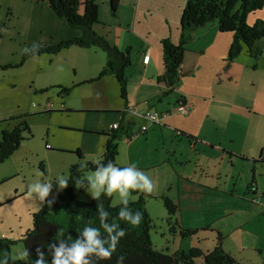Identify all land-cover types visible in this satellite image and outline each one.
Returning a JSON list of instances; mask_svg holds the SVG:
<instances>
[{
  "label": "rangeland",
  "instance_id": "obj_1",
  "mask_svg": "<svg viewBox=\"0 0 264 264\" xmlns=\"http://www.w3.org/2000/svg\"><path fill=\"white\" fill-rule=\"evenodd\" d=\"M94 1L99 22L104 24L99 32L103 29L117 47L130 46L133 51H141L155 45L157 36L165 34L167 28L170 41L178 43L185 0H119L114 14L110 0ZM17 12L15 25L21 28L30 7L19 6ZM11 17L0 36V121L26 116L31 136L0 164V238L18 239L32 228V216L42 206L28 195L27 186L35 180L67 177L69 168L79 161L74 153L78 149L87 158L82 140L92 132L85 127L83 110L118 108L122 100L114 78L85 83L104 66L105 54L97 47H70L55 56L41 55L13 68L20 61L23 37L18 35L20 29L14 32V39L10 37ZM225 35L218 31L216 23L195 30L185 53L184 75L162 100L165 106L175 93L183 94L192 102V112L163 119L161 125L151 126L145 135L135 137L137 140L133 137L129 143L125 137L120 139L116 164L123 167L135 163L140 169L158 164L163 156L173 162L167 176L162 168L140 169L153 180L151 193L157 195L150 197L151 193L136 191L129 198L137 201L144 195L145 209L152 221L149 238L154 250L174 255L197 249L206 255L214 250L218 233L223 250L238 264H264V163H254L261 151L264 154V50L258 60L241 55L234 60L231 72L224 71L213 44L214 39H219L220 47ZM139 54L133 52L132 60L136 61ZM134 69L128 70V76ZM131 80L132 86L136 79ZM57 86L72 88L63 95ZM44 89L47 91L40 92ZM132 99L133 103L139 100L134 96ZM46 103L52 104L51 110L63 106L70 111L41 113ZM133 105L138 115L146 110L143 103ZM160 106L157 104L155 109L162 114ZM98 112L91 113L101 114ZM138 115L130 114L137 127L145 123ZM14 122H9V126L4 122L0 127L10 129ZM164 127L192 134L200 142L205 139L214 148L208 143L203 151L197 145L191 149L186 136ZM159 129L163 130V137ZM181 167L187 181L176 177ZM164 179L178 183L182 190L200 186L202 194L192 196L190 213L177 212L168 221L162 198L174 203L178 200L175 191H166L169 187L164 186ZM159 190H163L162 195ZM57 193L54 184L47 199L56 200ZM252 193L257 194V203L251 201ZM91 199V193L75 192L74 201ZM118 204L119 197L113 194L111 205ZM180 226L193 234L180 236ZM11 256L26 264L22 244L12 247ZM193 264H204L202 257L194 259Z\"/></svg>",
  "mask_w": 264,
  "mask_h": 264
},
{
  "label": "trees",
  "instance_id": "obj_2",
  "mask_svg": "<svg viewBox=\"0 0 264 264\" xmlns=\"http://www.w3.org/2000/svg\"><path fill=\"white\" fill-rule=\"evenodd\" d=\"M118 1L110 0L112 14L115 13ZM47 3L50 11L58 19L63 20L69 29L78 32V35L61 40L53 45L37 44L35 45L37 48L35 53L32 51V46L29 47L27 54L22 52L19 63L13 68L21 67L30 58L41 55L55 56L70 47H97L102 50L105 54L104 66L94 79L85 81V83L96 82L105 76H112L117 82L119 96L124 103L123 109L98 112L118 115L117 128L97 133L106 137L104 152L97 160L103 162L112 161L116 164L118 155L117 142L123 137L130 139L139 134L144 135L147 131L139 133V128L142 125L137 127L133 120L126 118L127 113L135 108L128 107L127 103L128 77L125 71L131 66L130 47L126 46L124 50H120L104 33L101 34L96 31V27L103 26V24L98 21V6L94 0H47ZM263 5L264 0H185L184 8L180 14L178 43L173 44L169 38H164L160 41L163 71L161 75L157 76L156 81L165 87L162 98L174 91L182 77L181 66L185 53L188 51L186 46L191 41L192 34L207 23H216L219 32L232 35L225 59V68H228L240 56L243 49L247 51L250 58L258 59L264 50V19H257L252 25H249L247 16L262 9ZM57 87L60 89L59 94L63 95H67L72 88ZM45 91L47 89L40 92ZM46 104H48V108L41 113L70 111L63 108V106L58 110H51L52 104ZM144 104L149 105L147 102ZM146 110L157 113L151 106H147ZM174 112L176 113L175 108ZM157 114L160 118L159 123H151L143 118L141 119L148 127L161 125L160 121L163 115ZM24 118L26 116L9 117L0 121V124L7 122V126L12 124L9 122L15 121L10 129L0 127V164L7 160L18 149L20 144L31 136L29 126ZM178 133L180 136H187L180 131H177ZM187 138L189 141L192 139L190 136H187ZM74 153L79 161L69 168L67 176L69 180L68 186L63 190H58L57 198L53 201L51 207L45 202L40 210L33 214L32 228L20 238H0V250L8 254L9 264H23L20 260L13 259L11 256V249L17 244H22L24 252L25 250L28 252V257L25 256L26 264H31V261L36 260L37 248H40L45 253L50 264L49 244L56 243L60 239H67L69 236L75 239L78 232L90 222H93L95 226H99L97 216L98 201L94 199L74 201L75 192H85L76 181L85 179L86 173L94 171L95 163L84 162L83 155L79 149ZM143 196L137 201L129 200L128 204L133 211L139 210L142 212L143 218L140 225L136 228H130L129 225L122 222L121 227L125 229L126 236L121 239L117 251L108 261L97 262L93 258V264H116L117 257L120 255L125 257L124 264H193V260L199 257H202L204 264H238L223 250L222 237L218 233L214 250L206 255H202L197 249L186 253L177 252L174 255H165L154 250L149 238L152 221L145 209ZM162 199L163 207L169 216L168 221H171L172 217L178 212L177 204L172 203L169 199ZM111 200L112 196L105 197L102 195L100 197V202H103L105 209L115 217L122 205L112 206ZM171 229H174V225L171 226ZM179 231L182 237L193 234L192 231L183 228Z\"/></svg>",
  "mask_w": 264,
  "mask_h": 264
},
{
  "label": "crops",
  "instance_id": "obj_3",
  "mask_svg": "<svg viewBox=\"0 0 264 264\" xmlns=\"http://www.w3.org/2000/svg\"><path fill=\"white\" fill-rule=\"evenodd\" d=\"M16 2H18V3H16ZM25 5H28L30 7V12L27 15V17L25 18V21H23V26L21 28H19L17 25H15V22L17 21V15H18L17 8L19 6L24 7ZM11 15H12L11 18L13 20L12 21L13 26H12V31H11L12 34L10 37L12 39H14L15 38L14 32H16L20 29V31L18 32V35L23 37V43L21 46V54L23 52V49L29 48L33 45H37V44L53 45V44L58 43L61 40L68 39L72 36L78 35V32L69 29L63 20L58 19L50 11V9L48 7L47 0H0V31L1 32H2V30L5 29V26L8 24V22H9L8 20H9ZM97 17H98V21H100L99 20L100 18L98 16V12H97ZM257 19H264V5H263L262 9H260L256 12H253L247 16V23L249 25H252ZM99 28H100V26L96 27L97 32H99ZM1 32H0V36H1ZM99 33L103 34L104 33L103 29ZM225 34H227V35H225L226 37H221V39H223V43H221L220 47L217 45V44H219V39H214L216 42H214V40L212 42H214L213 46H216L215 50L217 51L219 57L221 58V61H222L223 67H224L223 70L227 71V72L228 71L231 72V68L233 67L234 61L230 64V66L228 68H225V66H226L225 59H226L229 44H230L231 39H232V35L230 33H225ZM164 38H170L169 28H167V32L165 34L163 32H161V34L159 36H157V43H155V45H149L147 48H145L141 51H138V50L133 51V48L128 46V47H130L131 66L128 69H126V71H125L126 75L128 76V70H131V68H135L134 69L135 71L133 73H130L128 76V85H127L128 107L132 108L134 106L133 104L137 105L139 103H143V106H145V108H147V106H151L154 108V110H156L155 106L157 104L161 105L160 107L162 109V115H163L161 121L163 119H166V118H171L173 115H177L174 112V108H175L176 104L182 99L185 102L190 104V106H191L190 112H192V102H190L188 100V98L185 97L183 94L179 95L178 93L177 94L175 93V97L172 98V100L175 99L174 102L171 100V102L170 101L167 102L165 106H164V103L162 102V100L164 98V97L162 98V96H163L165 87L162 84L157 83L156 78H157V76L161 75V73L163 71V62H162L160 41ZM111 41H113V40H111ZM178 41H179V39H178ZM191 41L188 43V45L191 43ZM173 44H177V43H173ZM188 45L186 46L187 49H188ZM124 47H126V46H124ZM124 47L123 46H122V48L119 47V49L124 50ZM133 52L140 53L139 57L136 61L132 60V53ZM147 54H148V60H147V63H145L144 60H145ZM241 55H247L248 56L247 51L245 49H243L240 56ZM186 58H187V54L185 55L182 66H181V75L182 76L184 75V72H183L184 71L183 70L184 64H186V62H187ZM238 58H236V59H238ZM30 59H32V58H30ZM258 59H256V60H258ZM134 63H136V66ZM107 78H113V77L112 76H105L98 81L107 80ZM132 78L136 79L135 84L132 85L133 87L131 86V83L134 82V80H131ZM228 80H230V78H228ZM133 96H134V99H139V100H137L138 102L133 103V99H132ZM145 102L149 103V105L144 104ZM123 106H124V103L122 101V106L118 107V108H98V109L94 108L91 111L83 110V113L85 114L84 120L86 121V123L84 121L85 127L87 129H90V131L92 132V133L86 135L89 137L85 136L82 140V145H85L84 147H86V149H85L86 152L84 154H85V157H87V158H84L85 162H94L102 156V154L104 152V143L106 141V139H105L106 137L103 135H98L97 133H100L101 131H106V132L109 131L110 130L109 127L111 125L117 123L118 119H119V116L115 115V114H99L98 115V114H92L91 112L93 110L94 111H97V110L98 111H111V110H118L119 111V110L123 109ZM190 112L188 114H190ZM89 114H91V115H89ZM127 114H129V113H127ZM105 115H107V116H105ZM130 117H131L130 114L126 116V118L128 120H133V118H130ZM173 123H175V122H173ZM141 125H143V124H141ZM151 126H154V125H151ZM151 126L148 127L147 131L151 128ZM171 127H175V126H171ZM171 127L170 128L164 127V129L165 130L173 129ZM173 131L177 135L178 130L173 129ZM146 132H145V134H146ZM159 134L161 137H163V130L162 129H159ZM185 135H187V134H185ZM138 136H140V134L135 136V137H138ZM187 136H190L192 138L190 141H189V139L187 140L188 146L191 149H193L194 145H197V147L201 148L203 151L209 143L205 139H203V141L200 142L192 134H188ZM182 137L185 138L184 135ZM102 138H104L105 140H103ZM131 139H133V138H131ZM137 139L135 138V140H137ZM126 140L127 141H125V142H127V143L130 142V139H128V138ZM101 142L103 143L102 146H101ZM209 144L214 148V145H212L211 143H209ZM130 145H131V143L129 144V146ZM216 148L221 149V152L224 151L222 146H218ZM216 148L214 150H216ZM161 159L162 160L160 162H158V164H151L150 166H146V167L144 166L140 169L152 170L155 168H162V173L165 176H167L169 173L168 168L173 167V162L170 158H166V156H163ZM254 163H264V154L262 151L258 155V160H254ZM116 165L119 166L118 164H116ZM182 169L183 168L181 167L180 171L177 173L176 177L178 178V180L187 181L186 177L182 173ZM160 185H162V181L161 182L159 181V186ZM164 186L169 187L166 190L168 192L169 191H171V192L175 191V195H176L175 197L178 200V202L174 203L171 199H169V200L174 204L179 203V205H177V207H178L177 211L181 212V215L185 214V213L188 214V213H190V210L193 209L190 207L191 205H193L192 204V201H193L192 196H194V195L198 196L199 194H202V191H200L198 189V188H200V186H195L193 190H189V189L188 190H182L178 183L174 184L171 181H169L168 179H167V181H165V179H164ZM159 191H160L159 192L160 195H162L163 190H159ZM248 191H249V189H248ZM149 195L151 197V195H157V194L151 193ZM181 196H183V197H181ZM256 196H257L256 193H254V194L252 193V196L250 198L251 201L254 200L255 203H257ZM112 198H113V195H112ZM198 198H200V197H198ZM180 227L183 228V226H180ZM4 238H7V237H4Z\"/></svg>",
  "mask_w": 264,
  "mask_h": 264
},
{
  "label": "clouds",
  "instance_id": "obj_4",
  "mask_svg": "<svg viewBox=\"0 0 264 264\" xmlns=\"http://www.w3.org/2000/svg\"><path fill=\"white\" fill-rule=\"evenodd\" d=\"M28 48L23 49L27 54ZM35 53L37 48L32 46ZM95 170L91 171L85 179L77 180L87 193H91V197L98 201L97 216L99 226H95L93 222L86 224L73 239L69 236L67 239H60L56 243L48 245V252L51 256L50 264H93V258L99 261H108L117 251L122 238L126 236V231L121 227V223H125L130 228H136L142 221V212L133 211L129 208V198L132 192L139 191L143 193H151L154 190V182L148 174L140 170L135 163L126 166H117L112 161L103 162L101 160L94 161ZM68 178L58 175L54 180H35L27 186L29 196L38 200L42 205L47 202L51 207L52 200H48L53 185L58 190H63L68 186ZM113 194L118 195L120 204L122 205L115 217L105 209L100 197H111ZM24 256L28 257L25 250ZM36 260L31 264H49L48 258L40 248L36 249ZM125 257L120 255L117 257L116 264H124ZM0 264H9V256L6 252L0 250Z\"/></svg>",
  "mask_w": 264,
  "mask_h": 264
},
{
  "label": "built area",
  "instance_id": "obj_5",
  "mask_svg": "<svg viewBox=\"0 0 264 264\" xmlns=\"http://www.w3.org/2000/svg\"><path fill=\"white\" fill-rule=\"evenodd\" d=\"M147 60H148V54L146 55V58H145L144 62L147 63ZM47 108H48V104L42 106L41 107V112H44ZM190 110H191L190 104L185 102L183 99L180 100L175 106V111L179 115H187L190 112ZM129 113H131L132 115H135V116L138 115V112H137V110L135 108L132 109ZM138 116H140L141 118H143V119H145V120H147L148 122H151V123H159V120H160V118L158 117V114L155 113V112H152L151 110L143 111ZM147 127H148L147 125H142L139 128V133L145 132L147 130ZM116 128H117L116 123L109 127L110 130H114Z\"/></svg>",
  "mask_w": 264,
  "mask_h": 264
}]
</instances>
